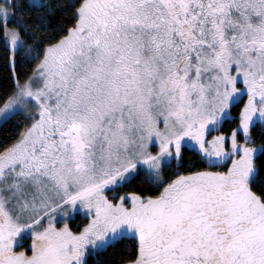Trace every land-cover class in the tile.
<instances>
[{
	"label": "snow or ice",
	"instance_id": "6c2138e0",
	"mask_svg": "<svg viewBox=\"0 0 264 264\" xmlns=\"http://www.w3.org/2000/svg\"><path fill=\"white\" fill-rule=\"evenodd\" d=\"M0 49V264H264V0H0Z\"/></svg>",
	"mask_w": 264,
	"mask_h": 264
},
{
	"label": "trees",
	"instance_id": "16d2710c",
	"mask_svg": "<svg viewBox=\"0 0 264 264\" xmlns=\"http://www.w3.org/2000/svg\"><path fill=\"white\" fill-rule=\"evenodd\" d=\"M21 2L24 4V7L27 9L29 0H21ZM43 2L46 4L56 5L58 2L63 3L64 0H44ZM29 11H33L35 15V11L42 12L43 10L29 9ZM63 15L64 13H62L59 9L50 13L52 24L55 25L58 23H63L64 22ZM68 23H70V21H68ZM8 75H9V71L5 66V55L3 49H0V86H4L7 84ZM233 112L235 114V110H233ZM16 120H22V118L16 117L14 118L13 122L0 126V142H3L6 139L10 141L12 138H14L17 127H21V128L23 127L22 123L17 125L15 123ZM226 124L228 125L229 123L227 122ZM231 126L234 125L229 124L228 129H230ZM252 135L253 137L257 138L256 143L260 144L261 138H260L259 126H257L252 130ZM183 158L186 163L190 160L194 161L199 159L196 153L188 148L184 149ZM256 163L257 166L261 169V171L257 179V182L254 184V190L259 191L260 184L264 183V156L258 157ZM174 166H175V161L173 162V167ZM164 171L166 175H170L172 172V168H165ZM114 191L118 192L119 194H123L126 192H137L141 195H149V194H154L156 190L153 189L143 179V174H141L140 176L135 177L131 182L126 183L123 186H118ZM84 223H87V218L86 216L80 214H76L75 218H73L70 222L71 227L74 228L75 231H78L79 228L82 227ZM132 245H133V240L125 239L113 246H109L103 251L94 252L88 257L89 264H121L122 259L126 258L127 254L133 251Z\"/></svg>",
	"mask_w": 264,
	"mask_h": 264
},
{
	"label": "rangeland",
	"instance_id": "374dc122",
	"mask_svg": "<svg viewBox=\"0 0 264 264\" xmlns=\"http://www.w3.org/2000/svg\"><path fill=\"white\" fill-rule=\"evenodd\" d=\"M44 0H42V2H43ZM213 134H215V133H213ZM227 134V133H226ZM210 138V137H209ZM174 162V161H173ZM118 186H120V185H117V186H112L111 187V190L109 191V192H107L106 194L107 195H109V198H112V196H113V194L115 193V194H117V198H118V196L119 195H123V194H125V193H123V194H119L118 192H116V191H114V190H116V188L118 187ZM126 193H128V192H126ZM137 193V192H136ZM139 194V193H138ZM68 211V216L66 217V219H67V222H68V224H69V227L73 230V231H75L74 230V228H72L71 227V224H70V222H71V220L73 219V218H75V215L76 214H80V215H83V216H85V214L83 213V210H77V211H72L71 209H69V210H67ZM58 224H57V226L58 227H60V226H62V224H63V222H64V219H61L59 216H58ZM31 243V238H30V236H27V237H25V238H23V240H22V242H21V246L22 247H26L28 244H30Z\"/></svg>",
	"mask_w": 264,
	"mask_h": 264
},
{
	"label": "flooded vegetation",
	"instance_id": "af4514ba",
	"mask_svg": "<svg viewBox=\"0 0 264 264\" xmlns=\"http://www.w3.org/2000/svg\"><path fill=\"white\" fill-rule=\"evenodd\" d=\"M227 122H225V124H226ZM224 124V126L221 128V131H224L225 133H228L229 131H230V129H228V127H229V124L227 125H225ZM228 129V130H227Z\"/></svg>",
	"mask_w": 264,
	"mask_h": 264
}]
</instances>
